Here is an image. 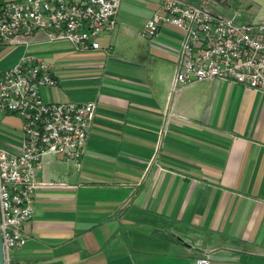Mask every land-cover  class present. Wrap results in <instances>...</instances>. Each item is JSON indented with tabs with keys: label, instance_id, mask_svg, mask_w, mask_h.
<instances>
[{
	"label": "crops",
	"instance_id": "0c3cea01",
	"mask_svg": "<svg viewBox=\"0 0 264 264\" xmlns=\"http://www.w3.org/2000/svg\"><path fill=\"white\" fill-rule=\"evenodd\" d=\"M15 0H0V5ZM98 50L0 44V73L25 56L53 66L48 103L96 104L81 168L47 156L27 243L6 264H264V92L202 81L173 93L183 32L141 35L160 0H120ZM252 23L264 0H207ZM162 134V137L160 136ZM23 121L0 111V148L19 153Z\"/></svg>",
	"mask_w": 264,
	"mask_h": 264
},
{
	"label": "built area",
	"instance_id": "2783aa9c",
	"mask_svg": "<svg viewBox=\"0 0 264 264\" xmlns=\"http://www.w3.org/2000/svg\"><path fill=\"white\" fill-rule=\"evenodd\" d=\"M120 0H15L0 5V44L28 45L42 32L48 42L98 50L99 37L117 25ZM163 26L183 32L172 91L202 81H230L264 92V19L243 23L214 13L207 0H160L141 35L155 38ZM53 66L23 57L0 73V111L23 121L19 153L0 148V225L6 259L27 243L25 224L34 216L36 194L64 183L41 176L45 158L61 156L81 168L96 104L48 103L42 87L56 85ZM161 133V137H162ZM197 264H211L209 257Z\"/></svg>",
	"mask_w": 264,
	"mask_h": 264
},
{
	"label": "water",
	"instance_id": "95a60500",
	"mask_svg": "<svg viewBox=\"0 0 264 264\" xmlns=\"http://www.w3.org/2000/svg\"><path fill=\"white\" fill-rule=\"evenodd\" d=\"M0 264H6V257L3 250V242L1 236V225H0Z\"/></svg>",
	"mask_w": 264,
	"mask_h": 264
}]
</instances>
